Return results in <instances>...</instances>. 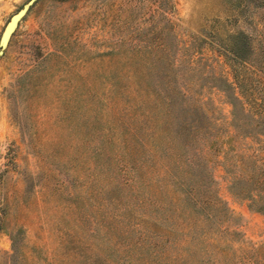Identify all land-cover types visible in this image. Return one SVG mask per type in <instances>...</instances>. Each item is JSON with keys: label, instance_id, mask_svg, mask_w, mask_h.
I'll return each mask as SVG.
<instances>
[{"label": "rangeland", "instance_id": "1", "mask_svg": "<svg viewBox=\"0 0 264 264\" xmlns=\"http://www.w3.org/2000/svg\"><path fill=\"white\" fill-rule=\"evenodd\" d=\"M260 1L29 7L0 45V264H264Z\"/></svg>", "mask_w": 264, "mask_h": 264}, {"label": "water", "instance_id": "2", "mask_svg": "<svg viewBox=\"0 0 264 264\" xmlns=\"http://www.w3.org/2000/svg\"><path fill=\"white\" fill-rule=\"evenodd\" d=\"M35 1L36 0H29L28 3L20 11H18L16 14H14L10 18L9 22L7 23V25L3 31L2 36H1L0 45L2 47H5L8 44V42H9L12 34L16 30L19 22L26 15L29 7H31L35 3Z\"/></svg>", "mask_w": 264, "mask_h": 264}, {"label": "trees", "instance_id": "3", "mask_svg": "<svg viewBox=\"0 0 264 264\" xmlns=\"http://www.w3.org/2000/svg\"><path fill=\"white\" fill-rule=\"evenodd\" d=\"M260 4L264 6V0H261ZM239 181L240 179H237L235 183H238ZM245 197L249 201V207L264 216V200L262 202L260 201L259 203V200H257L256 197L252 194H246Z\"/></svg>", "mask_w": 264, "mask_h": 264}]
</instances>
